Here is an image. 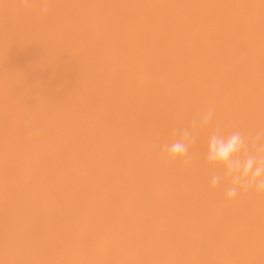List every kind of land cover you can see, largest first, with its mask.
I'll return each instance as SVG.
<instances>
[{
    "label": "bare ground",
    "instance_id": "bare-ground-1",
    "mask_svg": "<svg viewBox=\"0 0 264 264\" xmlns=\"http://www.w3.org/2000/svg\"><path fill=\"white\" fill-rule=\"evenodd\" d=\"M41 8L0 0V264H264V193L204 158L216 123L264 132V0Z\"/></svg>",
    "mask_w": 264,
    "mask_h": 264
},
{
    "label": "clouds",
    "instance_id": "clouds-1",
    "mask_svg": "<svg viewBox=\"0 0 264 264\" xmlns=\"http://www.w3.org/2000/svg\"><path fill=\"white\" fill-rule=\"evenodd\" d=\"M48 3L49 0H42V13L48 11ZM214 118L215 108L209 107L188 126L176 129V138L162 146L166 159L189 163L194 158L190 149L196 143L197 133L212 125ZM204 158L215 170L211 187L223 185L229 200L237 198L241 192L264 193V132H257L252 137H246L238 130L225 134L223 126L216 123L208 136Z\"/></svg>",
    "mask_w": 264,
    "mask_h": 264
}]
</instances>
